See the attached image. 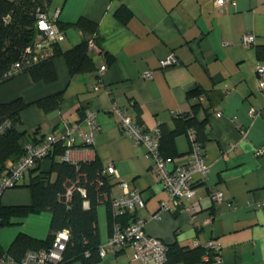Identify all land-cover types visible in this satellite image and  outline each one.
I'll return each instance as SVG.
<instances>
[{
  "label": "crops",
  "instance_id": "crops-1",
  "mask_svg": "<svg viewBox=\"0 0 264 264\" xmlns=\"http://www.w3.org/2000/svg\"><path fill=\"white\" fill-rule=\"evenodd\" d=\"M121 4L131 10L126 21L115 14ZM54 11L64 34L59 41L62 49L92 37L75 24L77 19L96 22V45L87 51L95 67L70 73L65 58L58 54L53 58L56 78L51 81L33 80L20 72L1 82L0 101L21 97L27 102L19 128L34 132L37 140L69 130L74 145L67 147L66 157L55 154L57 160L97 157L103 166L112 163L118 176H111L116 182L110 196L123 192L119 179L128 181L144 205L128 209L127 220L142 217L145 231L166 245L193 247L216 240L218 257L205 261L201 256L195 264H264V204L253 205L264 202V75L256 72L257 65L264 64V50L257 52V46L264 48V0H233L222 7L213 0H50L46 12ZM244 32L255 35L252 44L241 42ZM169 54L176 61L162 65ZM148 71L151 75H144ZM196 87L201 91L197 100L208 107L209 131L203 143L209 162L207 178L195 184L191 198L159 210L166 191L145 146L121 129L114 105L125 107L148 131L160 125L173 130L175 114L188 112L196 101L188 96V90ZM57 91L63 92L58 107L44 111L35 103ZM250 108L256 113L251 115ZM88 111L98 125L90 143L80 134L87 130ZM216 111L221 114L216 116ZM204 115L203 109L196 112L198 119ZM258 147L262 151L256 154ZM189 148L187 131L174 134L168 167L185 164ZM49 165L50 157L45 156L32 167L46 170ZM29 175L26 171L18 185L7 187L0 200L28 202L29 191L20 183L27 182ZM215 190L223 193L221 200L211 196ZM190 204L194 210L182 206ZM109 211L104 200L97 204L100 242L111 230L109 218L114 215ZM157 211L159 217L153 216ZM50 218L48 210L13 218L16 223L0 227V245L6 248L19 230L45 237ZM90 264L143 262L132 257L131 246L124 245ZM169 264L186 262L178 259Z\"/></svg>",
  "mask_w": 264,
  "mask_h": 264
},
{
  "label": "trees",
  "instance_id": "trees-1",
  "mask_svg": "<svg viewBox=\"0 0 264 264\" xmlns=\"http://www.w3.org/2000/svg\"><path fill=\"white\" fill-rule=\"evenodd\" d=\"M49 3L50 0H0V83L20 72H27L33 80L45 82L53 80L56 78L53 58L58 54H62L65 58L70 73L94 69L95 66L86 50L87 38L68 49H62L59 41L36 43L38 39H44L36 26L38 14L45 13ZM115 14L126 21L131 10L121 4ZM75 24L97 39L94 35L97 32L96 22L80 17ZM59 27L61 28L62 25ZM262 49L264 50L262 46H257L258 54L262 53ZM35 51L40 52L41 55L33 60L32 55ZM16 61L20 62L18 67L13 66ZM200 93L197 87L188 90V96L195 97L196 101L191 104L188 112L175 114L176 124L173 130H168L163 125L158 127L159 148L164 156L173 157L174 134L187 131L189 127L194 129L196 139L203 145L209 131L208 107L197 100ZM62 99L63 92L57 91L38 98L35 103L44 111H48L58 107ZM26 105L27 102L21 97L0 101V125L5 120L9 122L0 130V175L7 172L13 162L23 154L24 141L38 142L41 139L37 140L34 132L27 133L19 128L20 113ZM198 109L205 111L202 119L196 117ZM62 141L59 139L53 143L51 150L45 155L50 157L48 169L38 167L34 169L32 166L28 168L30 174L28 181L20 183L29 191L28 202L6 204L0 200V227L16 223L13 218H22L28 214L48 210L51 214L48 234L41 238L19 230L6 248L0 245V255L8 253L18 262L27 249L48 247L55 231L65 229L70 237L66 241L62 259L58 264H69L74 260L90 264L102 258L97 250L100 243L97 204L104 200L108 209L110 208L111 199L114 197L110 196L111 189L116 181L111 177L112 174L100 173L103 165L97 157L77 162L55 159V154H65L67 147L74 145ZM70 181H77L78 187H82L84 192L82 193L79 188L74 189L70 200L64 202L63 191L65 184ZM18 184L17 181L14 185ZM84 202H87V206H84ZM127 212L128 210L125 209L113 217L110 215L109 224L116 221L126 225L134 218L127 220L131 216ZM166 246L164 264L178 259H183L186 264H195L201 259L204 251L200 245L187 247L171 243ZM86 251L88 254L85 253Z\"/></svg>",
  "mask_w": 264,
  "mask_h": 264
},
{
  "label": "built area",
  "instance_id": "built-area-1",
  "mask_svg": "<svg viewBox=\"0 0 264 264\" xmlns=\"http://www.w3.org/2000/svg\"><path fill=\"white\" fill-rule=\"evenodd\" d=\"M227 1L233 3V0H213L215 5L219 7L224 6ZM56 17L57 11H54L52 14H48L47 12L38 14L36 26L43 34L44 39H38L36 41L37 44L44 41H60L63 39L64 34L55 21ZM254 41L255 35L252 32L242 33L241 42L244 45H250ZM95 45L96 42L93 37L87 39V51L88 49L94 48ZM40 55V52L37 53L35 51L32 55V59L35 60ZM174 61H176V57L173 54H169L161 60V64L166 65ZM19 65L20 62L18 61L13 64L14 67H18ZM103 68L104 65H100L99 70ZM256 72L259 75H264V64H258ZM144 75L150 76V71L144 73ZM114 109L118 114V123L121 129L129 134L135 142L142 143L145 146L146 155L151 158L152 167L159 175V179L167 194V198L160 202L159 210H169L172 206H179L183 199L191 198L194 195L195 184L204 181L209 171V162L205 158L204 146L196 139L194 129L192 127L187 129L190 148L187 153L188 157L186 163L169 168L168 163L171 161V158L169 156H164L160 152L159 131H148L144 129L136 118L129 114L123 106L115 104ZM249 113L253 115L256 111L250 108ZM220 114V111L215 112L216 116ZM85 123L87 125V130L80 131V134L85 142L90 143L93 140L94 133L98 129L92 111L86 113ZM8 124L9 122L5 120L3 124L0 125V130ZM64 134H66V136H64ZM62 138H65L67 144L73 143L74 140L72 133L65 129L61 136L48 133L38 142H32V140L24 141L23 154L11 165L7 172L0 175V195L5 188L13 186L37 159L45 156L51 150L53 143ZM261 151L262 147L255 149L256 154H259ZM100 173H109L116 177L118 176L112 163L103 166ZM119 185L123 189V192L118 196H114L110 202L111 213L113 215L125 209L128 210L144 205V200L140 193L135 189H130L128 181L120 180ZM77 188H79L82 193L84 192L82 187H78L77 181H70L65 184V190L63 191L64 202L70 200L73 190ZM211 196L216 200H221L223 198V193L215 190L212 191ZM262 204H264V202H256L253 205L258 208ZM182 206L187 211L194 210L192 204ZM153 216L159 217V211L153 213ZM69 237L70 234L67 230L59 229L55 231L53 239L48 247L29 248L18 262L10 254L2 253L0 255V264H58L62 259V251ZM124 245L131 246L132 257L141 260L143 264H163L165 261L167 254L166 244L158 237L145 231L144 219L140 216H136L126 225H121L119 222L113 221L110 233L104 241L98 244L97 250L99 255L103 257L108 250ZM202 247L204 250L202 254L203 260L209 261L218 257L219 245L216 240H209L204 243ZM85 253L88 254L87 251Z\"/></svg>",
  "mask_w": 264,
  "mask_h": 264
},
{
  "label": "rangeland",
  "instance_id": "rangeland-1",
  "mask_svg": "<svg viewBox=\"0 0 264 264\" xmlns=\"http://www.w3.org/2000/svg\"><path fill=\"white\" fill-rule=\"evenodd\" d=\"M13 186H15V185H13ZM13 186H10L9 189L14 188ZM5 189H8V188H5ZM5 189H4V190H5ZM3 192H4V191H3ZM3 192H2V193H3ZM25 193H26V195H28V192H27V191H25ZM29 198H30V196H29Z\"/></svg>",
  "mask_w": 264,
  "mask_h": 264
},
{
  "label": "clouds",
  "instance_id": "clouds-1",
  "mask_svg": "<svg viewBox=\"0 0 264 264\" xmlns=\"http://www.w3.org/2000/svg\"><path fill=\"white\" fill-rule=\"evenodd\" d=\"M57 23V22H56ZM57 25H58V23H57ZM59 26V25H58ZM60 28V27H59ZM61 29V28H60ZM62 30V29H61Z\"/></svg>",
  "mask_w": 264,
  "mask_h": 264
}]
</instances>
